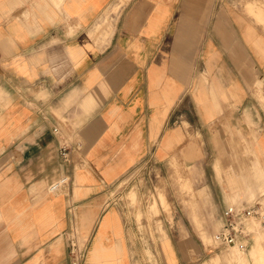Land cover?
<instances>
[{"label":"crops","instance_id":"crops-1","mask_svg":"<svg viewBox=\"0 0 264 264\" xmlns=\"http://www.w3.org/2000/svg\"><path fill=\"white\" fill-rule=\"evenodd\" d=\"M257 4L246 10L264 21ZM260 75L264 26L227 2L0 0V264H70L72 229L91 263L143 260L113 187L179 151L196 164L200 138L219 118L238 124ZM253 107L255 161L228 159L223 177L235 205L264 193V110L259 122ZM211 141L218 164L226 147ZM263 245L245 264H264Z\"/></svg>","mask_w":264,"mask_h":264},{"label":"rangeland","instance_id":"rangeland-1","mask_svg":"<svg viewBox=\"0 0 264 264\" xmlns=\"http://www.w3.org/2000/svg\"><path fill=\"white\" fill-rule=\"evenodd\" d=\"M220 1L227 2L228 6L236 8L257 24L264 26V21L246 10L248 1H254L259 3L258 6L264 7V0ZM261 13L264 17V11ZM256 81L251 85L253 103L250 98L243 105L244 116L238 120V124L232 125L226 118H219L212 125V133L207 134L209 142L200 138L203 155L196 164L186 162L183 153L179 151L175 164L136 166L123 178L119 190L117 185L113 187L116 189L113 197L120 200V204L124 206L127 220L138 223L139 229L134 231L138 233L141 241L143 240L141 246L135 245L133 249L144 259L134 260L133 264H245V253L248 255L254 242H264V218L260 215L246 219V234L241 237L235 250L234 244L225 246L220 240L223 229L221 217L226 207H255L260 214H264L263 192L253 199L243 197L236 205L231 204L227 199L223 178L227 172L228 159H240L244 167H249L255 161L252 141L257 139L259 131L256 120L252 121L254 118L250 115V105L253 104V113L258 115L256 118L259 122L262 119L260 110H264V79L260 75ZM246 112L250 115L248 119ZM252 125L253 131L249 132ZM215 133L219 136V146L226 147L224 153L220 155L221 160L218 164L216 160L219 156L218 149L211 141ZM243 135L246 137L243 138ZM66 182L68 183L69 179ZM57 186L50 191L55 193L60 190ZM132 190L133 193L130 195ZM164 192L168 199L167 203H164ZM156 199L162 204H158ZM193 215H197L198 220H195ZM76 233L80 247L87 250L88 242H84L78 231ZM67 236H75V230H70ZM135 236L132 233V238ZM170 240L172 244L168 243ZM118 250V256L125 257L120 254L121 246ZM232 250L233 253L227 254L232 260L229 263L221 262L220 255ZM89 257L90 255L86 256L84 264H95L96 261L89 262ZM215 257L219 258L214 260ZM112 262L128 264L124 259L105 264Z\"/></svg>","mask_w":264,"mask_h":264},{"label":"built area","instance_id":"built-area-1","mask_svg":"<svg viewBox=\"0 0 264 264\" xmlns=\"http://www.w3.org/2000/svg\"><path fill=\"white\" fill-rule=\"evenodd\" d=\"M57 130L58 129L55 128V131ZM62 149L63 151H66L64 147ZM56 185H58L57 188L62 187L61 184H56ZM255 215H260L262 216V218H264V214H260L258 209L255 207H251V208H238L237 206L226 207L223 210L221 217L222 225H223L222 233L220 234L221 242L225 246L236 244L237 241L246 234V230H247L245 227L246 219L249 217H253ZM69 241H70V264H84L86 250L80 247L77 235L73 237H69Z\"/></svg>","mask_w":264,"mask_h":264},{"label":"bare ground","instance_id":"bare-ground-1","mask_svg":"<svg viewBox=\"0 0 264 264\" xmlns=\"http://www.w3.org/2000/svg\"><path fill=\"white\" fill-rule=\"evenodd\" d=\"M244 184L247 185V182H244ZM260 187L262 188L263 186H260ZM239 240H240V239H239ZM239 240H238V241H239ZM238 241H237V242H238ZM236 244H237V243H236ZM234 245H235V244H234ZM236 247H237V245H235V246L233 247V249L235 250ZM234 250L229 251L227 254H231V253H233ZM217 258H219V257H215L214 260H216ZM262 258H263V256H262Z\"/></svg>","mask_w":264,"mask_h":264}]
</instances>
